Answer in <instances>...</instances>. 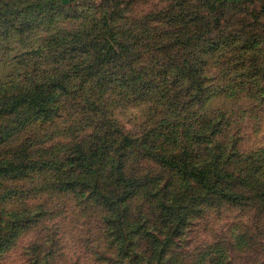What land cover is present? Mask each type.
I'll return each mask as SVG.
<instances>
[{
  "label": "clouds",
  "instance_id": "clouds-1",
  "mask_svg": "<svg viewBox=\"0 0 264 264\" xmlns=\"http://www.w3.org/2000/svg\"><path fill=\"white\" fill-rule=\"evenodd\" d=\"M0 264H264V0H0Z\"/></svg>",
  "mask_w": 264,
  "mask_h": 264
}]
</instances>
